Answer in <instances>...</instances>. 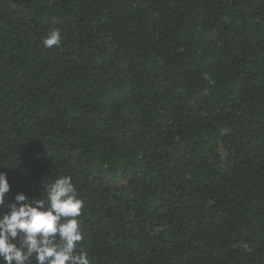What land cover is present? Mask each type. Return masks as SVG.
Returning a JSON list of instances; mask_svg holds the SVG:
<instances>
[{
    "label": "trees",
    "instance_id": "trees-1",
    "mask_svg": "<svg viewBox=\"0 0 264 264\" xmlns=\"http://www.w3.org/2000/svg\"><path fill=\"white\" fill-rule=\"evenodd\" d=\"M0 172L91 264H264V0H0Z\"/></svg>",
    "mask_w": 264,
    "mask_h": 264
},
{
    "label": "clouds",
    "instance_id": "clouds-1",
    "mask_svg": "<svg viewBox=\"0 0 264 264\" xmlns=\"http://www.w3.org/2000/svg\"><path fill=\"white\" fill-rule=\"evenodd\" d=\"M46 48L61 44L59 29L43 39ZM10 185L0 172V264H91L79 247L83 201L71 176L44 184L39 198L18 192L6 203ZM43 192V196L41 193Z\"/></svg>",
    "mask_w": 264,
    "mask_h": 264
}]
</instances>
